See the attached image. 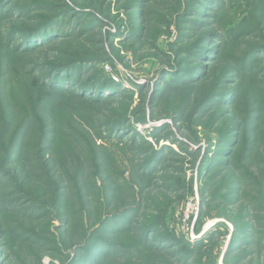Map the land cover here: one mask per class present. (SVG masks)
<instances>
[{"label": "rangeland", "instance_id": "374dc122", "mask_svg": "<svg viewBox=\"0 0 264 264\" xmlns=\"http://www.w3.org/2000/svg\"><path fill=\"white\" fill-rule=\"evenodd\" d=\"M0 264H264V0H0Z\"/></svg>", "mask_w": 264, "mask_h": 264}]
</instances>
